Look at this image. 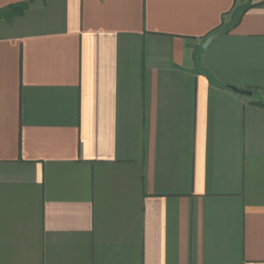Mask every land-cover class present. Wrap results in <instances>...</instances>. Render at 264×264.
<instances>
[{"label": "crops", "instance_id": "obj_1", "mask_svg": "<svg viewBox=\"0 0 264 264\" xmlns=\"http://www.w3.org/2000/svg\"><path fill=\"white\" fill-rule=\"evenodd\" d=\"M17 3L0 264H264V0Z\"/></svg>", "mask_w": 264, "mask_h": 264}, {"label": "trees", "instance_id": "obj_2", "mask_svg": "<svg viewBox=\"0 0 264 264\" xmlns=\"http://www.w3.org/2000/svg\"><path fill=\"white\" fill-rule=\"evenodd\" d=\"M27 4L26 3H17L8 5L2 9H0V18L5 20H10L14 16L21 15L25 9Z\"/></svg>", "mask_w": 264, "mask_h": 264}, {"label": "water", "instance_id": "obj_3", "mask_svg": "<svg viewBox=\"0 0 264 264\" xmlns=\"http://www.w3.org/2000/svg\"><path fill=\"white\" fill-rule=\"evenodd\" d=\"M221 33H222V31H220L219 33H217V34H215V35H211V36H209V37L205 40L204 44L202 45V49H207L208 46L210 45V43L212 42V40H213L214 38H216L218 35H220ZM228 88L231 89L232 91H234L235 93L240 94V95H244V96H248V97H250V96L252 95V92H251V91L238 90V89H236V88H234V87H228Z\"/></svg>", "mask_w": 264, "mask_h": 264}]
</instances>
